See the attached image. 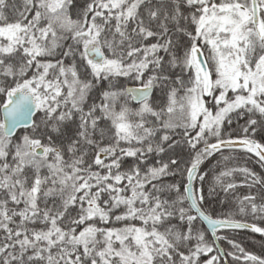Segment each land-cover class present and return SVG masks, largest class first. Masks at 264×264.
Listing matches in <instances>:
<instances>
[{"label": "snow or ice", "instance_id": "obj_1", "mask_svg": "<svg viewBox=\"0 0 264 264\" xmlns=\"http://www.w3.org/2000/svg\"><path fill=\"white\" fill-rule=\"evenodd\" d=\"M0 264H264V0H0Z\"/></svg>", "mask_w": 264, "mask_h": 264}, {"label": "trees", "instance_id": "obj_2", "mask_svg": "<svg viewBox=\"0 0 264 264\" xmlns=\"http://www.w3.org/2000/svg\"><path fill=\"white\" fill-rule=\"evenodd\" d=\"M239 163H243V161H240ZM252 166V165H249ZM238 239H242L247 247H249L250 250L259 252L260 250V237L258 235L255 236V243L252 239H249L248 236H238Z\"/></svg>", "mask_w": 264, "mask_h": 264}]
</instances>
